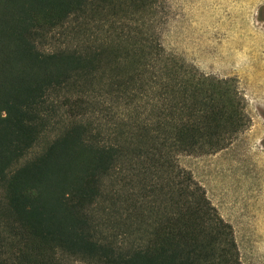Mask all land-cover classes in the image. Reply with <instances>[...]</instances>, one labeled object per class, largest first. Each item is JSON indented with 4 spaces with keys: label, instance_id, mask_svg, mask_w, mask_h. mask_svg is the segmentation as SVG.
<instances>
[{
    "label": "trees",
    "instance_id": "trees-1",
    "mask_svg": "<svg viewBox=\"0 0 264 264\" xmlns=\"http://www.w3.org/2000/svg\"><path fill=\"white\" fill-rule=\"evenodd\" d=\"M165 4L0 0V264H243L178 158L245 99L167 50Z\"/></svg>",
    "mask_w": 264,
    "mask_h": 264
},
{
    "label": "rangeland",
    "instance_id": "rangeland-1",
    "mask_svg": "<svg viewBox=\"0 0 264 264\" xmlns=\"http://www.w3.org/2000/svg\"><path fill=\"white\" fill-rule=\"evenodd\" d=\"M162 41L199 72L233 79L247 126L228 147L181 154L234 231L243 264H264V0H166ZM83 264V263H82Z\"/></svg>",
    "mask_w": 264,
    "mask_h": 264
}]
</instances>
